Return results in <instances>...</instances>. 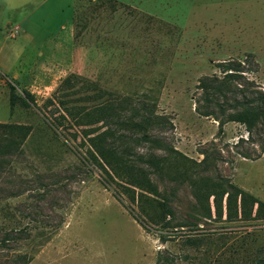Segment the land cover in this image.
<instances>
[{
	"label": "rangeland",
	"instance_id": "1",
	"mask_svg": "<svg viewBox=\"0 0 264 264\" xmlns=\"http://www.w3.org/2000/svg\"><path fill=\"white\" fill-rule=\"evenodd\" d=\"M222 63L264 93V0H0V124L25 134L0 136L15 144L0 155V264H264V155L241 158L257 147L234 145L244 127L219 134L195 110L198 82L222 77ZM71 76L57 93L89 115L84 127L57 123L53 94ZM23 91L34 105L22 106ZM82 130L107 131L103 146L158 195L125 189ZM161 145L186 164L174 169L180 158ZM197 177L242 193L243 212L227 213L225 193L216 213L218 189L195 191Z\"/></svg>",
	"mask_w": 264,
	"mask_h": 264
},
{
	"label": "trees",
	"instance_id": "2",
	"mask_svg": "<svg viewBox=\"0 0 264 264\" xmlns=\"http://www.w3.org/2000/svg\"><path fill=\"white\" fill-rule=\"evenodd\" d=\"M222 70V77L218 76H211L202 78L198 82V89L200 90V96L196 100V112L199 115L204 117H211L215 120L218 124V133H222V126L227 123H236L244 127L245 132L247 134V138L243 140L240 138L235 146H240V144L248 143L255 145L251 152L244 151V152H236L243 159L247 160H257L262 155H264V93L260 90H257L253 87L251 82H247L244 77L241 75V71L239 70V64L234 63H222L219 66ZM76 79L74 76L65 78L61 85L57 88L53 96L57 99V110L61 112L58 114L57 123L59 125H64L66 120L68 119L73 125L77 127H84L87 126L85 122H81L80 117H85L88 121H90V117L86 112H74L73 108H67L66 102L59 98V93L63 97V92L61 91V86H67L71 80ZM237 81H241L244 84H239L237 86H233L232 83ZM6 86L9 91V106L10 109L17 103L19 97L15 91V87L12 83L6 80ZM57 93V95H56ZM22 106L28 107L30 104L34 105V97L27 91H23V98L20 100ZM47 103H52L51 99L46 100ZM80 113V114H79ZM78 116H77V115ZM104 114V112H103ZM54 115V114H51ZM24 128L21 126H12L7 124H0V136H11L13 133L21 134ZM83 135L89 143V152L91 156L98 160L99 163L103 166H107L109 171H111L112 175L122 183V186L125 189L130 190L133 195L135 190H138L137 198H147L149 196L155 195L157 196L158 193L156 192V188H154L148 181H145V178L140 182L137 179L133 178L128 171L125 170L127 160L124 158V154H116L115 151L112 149L109 150L103 146L104 136L105 134H109L107 131H104L96 136L89 137L88 131L89 130H82ZM25 134L22 133V136ZM142 139L144 141H148L147 136L143 135ZM158 143V142H156ZM162 149L166 151H170L174 155H177L180 159L174 158L176 160V165L174 163V169L177 167L183 166L186 163L182 161L185 159L183 155L179 152L174 150L173 148H169L167 146L161 145ZM15 149V144L12 142H8L5 145H0V155L10 154ZM203 156V159L197 163L204 165L203 169L207 170V166L210 165V158L211 156L204 152L200 153ZM146 164H149L152 167L159 168L158 161L154 160V158H149L145 161ZM104 168V167H103ZM138 170V169H137ZM142 171V170H139ZM129 176L130 179L126 177ZM196 180H192L194 184V190L201 189L205 184L212 182L208 177L202 178L197 177ZM223 183L226 181H222ZM213 186L221 190H212V193L208 195L213 198L214 201V208L216 213L221 214V199L223 198L224 194L226 193L227 196L225 198L226 201V208L227 213L229 215L237 213V204L239 205L240 212L242 213L244 210L245 204V197L242 193H230L231 186L226 188L223 183L219 182H212ZM249 202L251 207L257 205V208L261 205L255 198H249ZM206 211L209 212L210 208L207 204ZM232 211V212H231ZM167 215H170V211L167 210Z\"/></svg>",
	"mask_w": 264,
	"mask_h": 264
}]
</instances>
